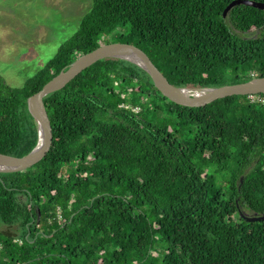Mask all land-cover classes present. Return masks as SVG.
Segmentation results:
<instances>
[{
	"label": "trees",
	"instance_id": "trees-1",
	"mask_svg": "<svg viewBox=\"0 0 264 264\" xmlns=\"http://www.w3.org/2000/svg\"><path fill=\"white\" fill-rule=\"evenodd\" d=\"M233 1L93 0L23 87L0 74V153L35 148L29 97L105 44L140 48L176 87L264 77V10L224 17ZM44 104L50 151L0 174V264H264V222L241 217L264 215V94L181 106L112 58Z\"/></svg>",
	"mask_w": 264,
	"mask_h": 264
},
{
	"label": "water",
	"instance_id": "water-1",
	"mask_svg": "<svg viewBox=\"0 0 264 264\" xmlns=\"http://www.w3.org/2000/svg\"><path fill=\"white\" fill-rule=\"evenodd\" d=\"M240 5L252 6L264 10V4L262 3L250 0H235L225 9L224 17H227L233 8ZM112 58L129 61L145 70L161 94L169 101L181 106L197 108L227 97L264 94V77H256L245 83L221 87H176L168 81L150 57L140 48L127 43L105 44L87 54L81 55L68 68L62 70L57 76L45 84L38 93L29 97L27 103L29 111L37 123L38 143L30 153L23 157L0 153V174L27 171L46 157L52 146L53 132L51 121L44 104V98L62 90L78 75L97 62ZM241 217L248 222H264V215H247L241 213Z\"/></svg>",
	"mask_w": 264,
	"mask_h": 264
},
{
	"label": "rangeland",
	"instance_id": "rangeland-1",
	"mask_svg": "<svg viewBox=\"0 0 264 264\" xmlns=\"http://www.w3.org/2000/svg\"><path fill=\"white\" fill-rule=\"evenodd\" d=\"M93 0H0V74L23 87L78 31Z\"/></svg>",
	"mask_w": 264,
	"mask_h": 264
},
{
	"label": "built area",
	"instance_id": "built-area-1",
	"mask_svg": "<svg viewBox=\"0 0 264 264\" xmlns=\"http://www.w3.org/2000/svg\"><path fill=\"white\" fill-rule=\"evenodd\" d=\"M257 95H250L249 97L252 98V99H255Z\"/></svg>",
	"mask_w": 264,
	"mask_h": 264
}]
</instances>
